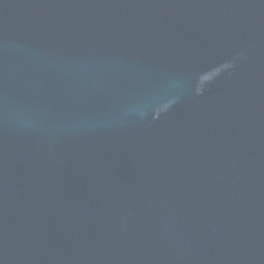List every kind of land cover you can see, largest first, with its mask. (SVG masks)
Listing matches in <instances>:
<instances>
[{
    "label": "water",
    "instance_id": "95a60500",
    "mask_svg": "<svg viewBox=\"0 0 264 264\" xmlns=\"http://www.w3.org/2000/svg\"><path fill=\"white\" fill-rule=\"evenodd\" d=\"M0 264H264V0H0Z\"/></svg>",
    "mask_w": 264,
    "mask_h": 264
}]
</instances>
